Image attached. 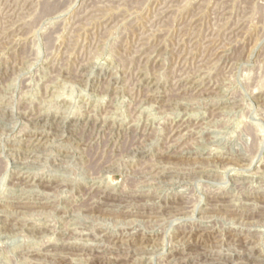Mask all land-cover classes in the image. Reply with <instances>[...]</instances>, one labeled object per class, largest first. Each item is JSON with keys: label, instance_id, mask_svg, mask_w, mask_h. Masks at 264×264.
Returning a JSON list of instances; mask_svg holds the SVG:
<instances>
[{"label": "rangeland", "instance_id": "obj_1", "mask_svg": "<svg viewBox=\"0 0 264 264\" xmlns=\"http://www.w3.org/2000/svg\"><path fill=\"white\" fill-rule=\"evenodd\" d=\"M264 264V0H0V264Z\"/></svg>", "mask_w": 264, "mask_h": 264}, {"label": "bare ground", "instance_id": "obj_2", "mask_svg": "<svg viewBox=\"0 0 264 264\" xmlns=\"http://www.w3.org/2000/svg\"><path fill=\"white\" fill-rule=\"evenodd\" d=\"M178 264V263H177Z\"/></svg>", "mask_w": 264, "mask_h": 264}]
</instances>
